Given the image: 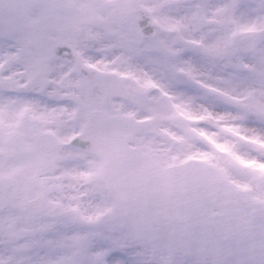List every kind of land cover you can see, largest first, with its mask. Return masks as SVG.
Listing matches in <instances>:
<instances>
[{"label": "snow or ice", "instance_id": "obj_1", "mask_svg": "<svg viewBox=\"0 0 264 264\" xmlns=\"http://www.w3.org/2000/svg\"><path fill=\"white\" fill-rule=\"evenodd\" d=\"M0 264H264V0H0Z\"/></svg>", "mask_w": 264, "mask_h": 264}]
</instances>
